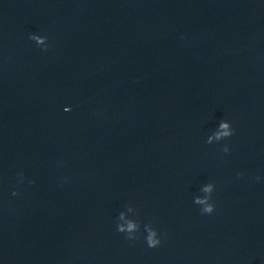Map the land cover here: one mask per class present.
I'll return each instance as SVG.
<instances>
[{
    "label": "water",
    "instance_id": "water-1",
    "mask_svg": "<svg viewBox=\"0 0 264 264\" xmlns=\"http://www.w3.org/2000/svg\"><path fill=\"white\" fill-rule=\"evenodd\" d=\"M0 264H264V0H0Z\"/></svg>",
    "mask_w": 264,
    "mask_h": 264
},
{
    "label": "clouds",
    "instance_id": "clouds-1",
    "mask_svg": "<svg viewBox=\"0 0 264 264\" xmlns=\"http://www.w3.org/2000/svg\"><path fill=\"white\" fill-rule=\"evenodd\" d=\"M31 40H34L37 42V44H43L45 40H47V37H43L41 38L39 35L36 34H32L29 37ZM48 45H45L43 47V50L47 51ZM65 111H68V108L64 109ZM232 135H234V129L232 128V126H230V123L227 121H221L219 124V130H217L212 136H209L207 139V143L211 144L213 139L215 140H220L223 138H229ZM223 152L227 153L230 151L229 147L227 145H225L222 149ZM21 175L22 174H18ZM257 179H259V177H257ZM22 182V180H21ZM213 188L214 185L213 183H207L205 185L202 186L201 191L208 194L205 197H200V196H196L194 198V203L195 204H199V205H203L204 207L201 209L202 214H212L215 211V205L214 204H210L208 203V200L211 197V194L213 192ZM13 195H18L17 192H13ZM120 218L123 219L124 215L123 213H121ZM137 225L134 222L129 221L127 223V225H118V231L120 232H133L134 230H136ZM148 231V236H147V245L150 248H156L159 244H160V240L156 238V233L155 231H153L152 229H147Z\"/></svg>",
    "mask_w": 264,
    "mask_h": 264
}]
</instances>
